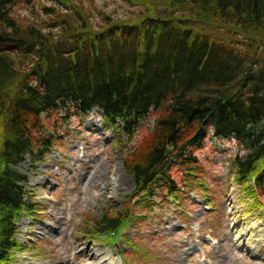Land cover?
<instances>
[{"label":"trees","instance_id":"16d2710c","mask_svg":"<svg viewBox=\"0 0 264 264\" xmlns=\"http://www.w3.org/2000/svg\"><path fill=\"white\" fill-rule=\"evenodd\" d=\"M28 1L0 0V264L14 263L16 223L38 209L13 167L47 157L56 131L47 134L46 122L54 116L70 121L96 111L131 140L156 114L137 151L124 155L135 182L128 200L162 185L175 191L172 169L191 175L193 150L208 134L245 149L231 162L238 185L264 187V0H124L145 11L101 23L70 0H53L64 13L43 8L44 23L23 22L14 11ZM185 9L190 16L178 15ZM220 24L242 34V44L209 31ZM129 211L88 217L84 235L122 237Z\"/></svg>","mask_w":264,"mask_h":264},{"label":"rangeland","instance_id":"374dc122","mask_svg":"<svg viewBox=\"0 0 264 264\" xmlns=\"http://www.w3.org/2000/svg\"><path fill=\"white\" fill-rule=\"evenodd\" d=\"M70 1L93 23H101L103 16L136 20L145 11L124 0ZM45 7L64 13L56 1L29 0L14 14L23 22L44 23L50 19ZM178 15L190 16V9ZM194 24L202 25L198 19ZM209 31L240 45L244 40L223 24L210 25ZM155 120L151 112L131 140L106 126L96 111L70 121L54 116L46 122L51 128L47 134L56 131L51 152L41 161L27 157L13 167L25 177L22 186L38 208L16 224L21 249L13 252V264H95L83 261V253L95 250L102 259L96 264H264V187L249 192L235 182L231 162L245 149L233 140L206 135L193 150L196 170L188 175L184 167L172 169L175 191H165L162 185L150 197L137 192L128 200L135 182L124 168V155L137 151ZM118 140L121 144L115 146ZM88 179L93 180L91 186ZM124 206L134 212L129 211V228L122 237L107 241L84 235L88 217L122 212ZM132 243L138 244L137 251Z\"/></svg>","mask_w":264,"mask_h":264},{"label":"bare ground","instance_id":"6f19581e","mask_svg":"<svg viewBox=\"0 0 264 264\" xmlns=\"http://www.w3.org/2000/svg\"><path fill=\"white\" fill-rule=\"evenodd\" d=\"M121 171H122V169H121ZM122 175L123 176H126L124 173H123V171H122ZM93 184V180L92 179H88V185L89 186H91ZM23 225H24V223H23ZM25 226V225H24ZM96 253H98V251H94V252H86V254L85 253H83V261L85 262V261H87L88 259H90L91 261H95V264L98 262V261H101L102 259H98V258H101V256H99V257H96Z\"/></svg>","mask_w":264,"mask_h":264},{"label":"water","instance_id":"95a60500","mask_svg":"<svg viewBox=\"0 0 264 264\" xmlns=\"http://www.w3.org/2000/svg\"><path fill=\"white\" fill-rule=\"evenodd\" d=\"M169 150L172 151V148H170Z\"/></svg>","mask_w":264,"mask_h":264}]
</instances>
